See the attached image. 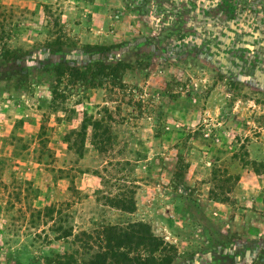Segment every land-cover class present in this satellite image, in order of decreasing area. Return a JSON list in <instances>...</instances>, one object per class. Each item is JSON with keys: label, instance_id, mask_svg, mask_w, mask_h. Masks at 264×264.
Here are the masks:
<instances>
[{"label": "rangeland", "instance_id": "374dc122", "mask_svg": "<svg viewBox=\"0 0 264 264\" xmlns=\"http://www.w3.org/2000/svg\"><path fill=\"white\" fill-rule=\"evenodd\" d=\"M0 7L13 52L0 80V264H47L71 248V238L46 240L43 225L29 226L28 205L59 202L75 233L148 223L174 247L171 264H264V0ZM58 34L65 42L51 52ZM58 62L83 75L53 109L43 67ZM100 66L116 68L119 84H99ZM86 107L112 116L111 149L99 153L89 128L78 158L65 136ZM106 158L129 161L133 212L99 199Z\"/></svg>", "mask_w": 264, "mask_h": 264}, {"label": "trees", "instance_id": "16d2710c", "mask_svg": "<svg viewBox=\"0 0 264 264\" xmlns=\"http://www.w3.org/2000/svg\"><path fill=\"white\" fill-rule=\"evenodd\" d=\"M8 15V9L0 7V80H3L8 72L1 69V66L6 65L8 60L10 61V55H13L7 47V37L3 35ZM64 42L62 35L58 34L48 40L47 46L51 52H56L59 50L53 49V44L63 45ZM49 66L45 65L43 71L52 72L53 78L49 83L52 94L50 106L53 109L64 108L63 103L71 93L70 86L77 81L72 77L83 74L78 73L75 67L65 66L64 62H58L50 69ZM103 69L104 66H100L96 74L101 75L99 84L108 80L119 84L120 72L116 68L107 73ZM19 71L14 70L21 76ZM99 114V117L88 114L86 107L80 128L71 130L65 136L69 148L78 158L84 153L89 128L92 144L99 153L105 154L111 149L112 116L107 109ZM127 165H129L127 160L106 158L100 170L95 171L101 184L96 192L105 205L120 211L133 212L136 208L137 185L126 174ZM27 208L29 226L43 225L41 232L46 240L51 237L56 240L71 238V248L58 255L56 259L49 260L47 264H171L175 257L174 247L157 236L151 226L143 221L109 223L89 231L80 230L75 233L69 222L71 214L68 202L50 203L42 209H35L29 205Z\"/></svg>", "mask_w": 264, "mask_h": 264}]
</instances>
